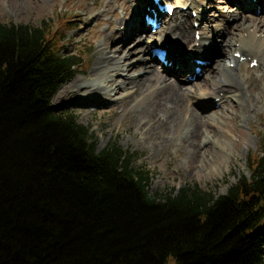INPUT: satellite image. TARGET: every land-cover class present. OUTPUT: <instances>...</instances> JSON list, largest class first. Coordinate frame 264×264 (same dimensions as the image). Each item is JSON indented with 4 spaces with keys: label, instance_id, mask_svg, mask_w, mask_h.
<instances>
[{
    "label": "trees",
    "instance_id": "trees-1",
    "mask_svg": "<svg viewBox=\"0 0 264 264\" xmlns=\"http://www.w3.org/2000/svg\"><path fill=\"white\" fill-rule=\"evenodd\" d=\"M64 34L0 21V264H264V148L223 193H151L136 151L52 104L81 63Z\"/></svg>",
    "mask_w": 264,
    "mask_h": 264
},
{
    "label": "rangeland",
    "instance_id": "rangeland-1",
    "mask_svg": "<svg viewBox=\"0 0 264 264\" xmlns=\"http://www.w3.org/2000/svg\"><path fill=\"white\" fill-rule=\"evenodd\" d=\"M171 1L175 2L177 8L188 3V0ZM123 2L129 3L134 8L139 1L42 0V4L38 6V2L34 0H0V21L42 24L48 31L56 30L58 33L64 31V46L67 51L76 53L81 63L75 75L59 88L61 90L73 80L92 84L103 79L104 73L94 70V58L103 47L100 44L105 36L114 31V24L124 17ZM233 5L235 6L232 3L231 7ZM202 6L207 18L202 21L203 41L211 44L214 49V59L209 67L205 68V77L198 79V82L203 84L208 80L210 70L215 67V60L224 57L219 54L223 37L212 35L209 38L206 34H214L215 29L224 30L227 25L236 26L241 22L239 17L245 14L252 15V13L239 6L229 9L226 0H204ZM191 8L186 11L189 17H192ZM143 11L144 5L140 3V16ZM224 21H229V24ZM254 29L255 27H250L249 31L244 32L243 35L247 37L249 32H254ZM241 31L237 29L235 34L238 36ZM140 34L142 37L146 35L145 32ZM256 36L257 39H262L260 49L264 50V32L259 30ZM138 42V39L131 38L126 45L134 46ZM238 44L239 42H236V46ZM139 46L141 44L137 45ZM226 47L233 53L235 46L232 47L226 43ZM141 56L145 55L141 54ZM148 63L160 70L159 59H148ZM226 63H229L228 58ZM230 65L235 67V62H230ZM237 69L242 79L244 97L239 102L228 98L225 105H220L221 103L216 101L204 110L197 109L209 122L216 125L206 126L204 121L201 124L204 134L212 135V130L216 132V144L210 145L206 153L202 149V155L196 159L188 158L187 151L180 147L179 137L174 133H171L172 139L167 145L153 150L140 140L139 134L135 135L127 130L126 127L131 123L130 130L137 131L138 118L134 115L141 110V107L132 108L130 104L123 107L121 100L126 91L113 92L112 96H99L100 98L106 97L108 100H90L85 104H63L54 101L53 98L52 104L59 111L75 112L80 122L91 127L98 149L103 148L111 139L118 138L125 149L136 151L139 156L136 165L146 167L151 171V193L171 192L186 183L193 182L199 183L206 189L223 193L242 174L249 175V157L264 148V62L261 68L251 67L250 59H248L241 61ZM141 71L140 68L131 74ZM175 76L182 77L183 84L186 82V75L183 73L168 74V78ZM252 82L259 84L263 91L262 95L255 91L253 97H250L248 87ZM233 106H236L234 110ZM235 113L237 118H235ZM157 118L161 119V116L158 115ZM166 151H169L170 156L165 155ZM167 264H175V259L170 257Z\"/></svg>",
    "mask_w": 264,
    "mask_h": 264
},
{
    "label": "bare ground",
    "instance_id": "bare-ground-1",
    "mask_svg": "<svg viewBox=\"0 0 264 264\" xmlns=\"http://www.w3.org/2000/svg\"><path fill=\"white\" fill-rule=\"evenodd\" d=\"M34 1L38 2V6L42 4V0ZM138 1L134 8L123 2L124 17L114 24L115 30L106 35L100 44L103 47L94 58V70L104 73L103 79L92 84L73 80L57 92L54 101L63 104H85L90 100H108L106 97L100 98L101 95L112 96L113 92L126 91L121 100L123 107L128 104L132 105V108L141 107L134 115L138 118L137 131L130 130L131 123H128L127 130L135 135L139 134L140 140L153 150L167 145L172 139L171 133H174L179 137L180 147L187 151L188 158L196 159L202 155V149L206 153L210 145L216 144V132L212 130V135L204 134L201 124L204 121L206 126L216 125L209 122L199 110L206 109L217 100L220 105H225L228 98L239 102L244 97L242 79L237 69L242 56L246 59L251 56L250 62L260 60L258 68H261L264 62V50L260 49L263 41L256 36L259 30L264 32V0H226L229 9L234 3L235 6L231 8L239 6L252 15L239 17L241 22L236 26L227 25L224 30L215 29L214 34H206L209 38L212 35L223 37L219 54L224 57L215 60V67L210 70L208 80L203 84L198 82V79L205 77V68L209 67L210 63L203 66L193 62V59L202 58L212 62L214 49L211 44L203 41L204 38L197 39V28L193 25L196 19L189 17L184 11L177 10L175 16L164 21L161 27L152 33V26L146 23L144 15L147 5H153V1ZM203 1H187L191 4V10H197L202 21L207 19ZM140 3L145 7L142 16L139 14ZM224 22L229 24V21ZM250 27H255L254 32H249L245 37L243 33L249 31ZM237 29L242 30L238 35L240 37L235 34ZM141 32L146 35L142 37ZM131 38L138 39L141 46L126 45ZM236 42H239L237 46ZM226 43L235 46L233 53L228 50ZM153 45L165 48L167 58L172 62V65L161 62L160 70L163 73L155 65L148 63V59L158 60L153 52ZM237 53H240V57ZM227 58L229 63H226ZM230 62H235V67H231ZM195 66L202 68V75L195 72ZM140 68L141 72L131 74ZM181 73L187 76L184 84L180 76L168 78V74ZM188 76L195 77L196 80L190 81ZM248 91L250 97H253L255 91H258L259 95L263 94L257 82H252ZM235 107L233 106V110ZM158 115L161 119L157 118ZM165 155L170 156L169 151H166Z\"/></svg>",
    "mask_w": 264,
    "mask_h": 264
}]
</instances>
